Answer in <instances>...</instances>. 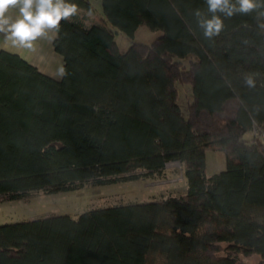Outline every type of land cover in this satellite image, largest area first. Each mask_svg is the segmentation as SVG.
<instances>
[{"label":"trees","instance_id":"1","mask_svg":"<svg viewBox=\"0 0 264 264\" xmlns=\"http://www.w3.org/2000/svg\"><path fill=\"white\" fill-rule=\"evenodd\" d=\"M79 12L53 40L54 79L0 50V200L67 191L184 166L187 190L0 224V264H264V31L256 13L224 18L208 40L194 11L205 0H69ZM151 43L121 51L108 27ZM187 62V63H186ZM253 75L256 86L244 83ZM177 82L190 83L184 116ZM225 169L206 175V150ZM137 171H140L138 173Z\"/></svg>","mask_w":264,"mask_h":264},{"label":"rangeland","instance_id":"2","mask_svg":"<svg viewBox=\"0 0 264 264\" xmlns=\"http://www.w3.org/2000/svg\"><path fill=\"white\" fill-rule=\"evenodd\" d=\"M96 8V16L103 15L101 0H92ZM88 22L96 20L93 14L89 15ZM108 27L113 31L115 40L121 51H125L132 41L151 43L162 34L161 29H151L141 24L132 37L117 30L110 23ZM187 63V62H186ZM178 103L184 116L188 112V101L192 99L190 83L177 82ZM253 131L245 133L246 138H252ZM226 167L224 151L220 149L206 150V175L217 173ZM140 173V171H137ZM187 183L184 176V166L177 161L167 162L161 173L149 176L140 175L136 179L118 180L113 183L97 184L87 181L73 189L48 193L43 189L33 190L17 199L0 200V224L33 219L50 214H68L77 217L81 212L116 204L142 202L160 198L166 195L185 193ZM247 264H257L259 255L243 256Z\"/></svg>","mask_w":264,"mask_h":264},{"label":"clouds","instance_id":"3","mask_svg":"<svg viewBox=\"0 0 264 264\" xmlns=\"http://www.w3.org/2000/svg\"><path fill=\"white\" fill-rule=\"evenodd\" d=\"M207 14L194 11L198 27L206 39L212 40L224 28V18L237 14L256 13L258 27L264 31V0H205ZM16 12L15 18L11 14ZM79 12L78 5L69 0H0V33L13 44L34 49L39 39H52L58 34L62 22L72 20ZM65 70L60 69V75ZM246 86H256L253 75L244 78Z\"/></svg>","mask_w":264,"mask_h":264},{"label":"crops","instance_id":"4","mask_svg":"<svg viewBox=\"0 0 264 264\" xmlns=\"http://www.w3.org/2000/svg\"><path fill=\"white\" fill-rule=\"evenodd\" d=\"M11 14L14 18L17 15L16 12H12ZM89 15L91 14L87 13V21L92 20L89 19ZM94 17L96 20H93L92 22L99 21L98 19L101 16L99 18L97 16ZM50 35H53L52 39H39L34 42V49H27L19 46L18 43L13 44L11 39H6L5 35L0 33V50L4 49L16 52L28 59L42 73L54 79H61L63 75H60V69L63 68V57L53 47V40L56 34Z\"/></svg>","mask_w":264,"mask_h":264},{"label":"built area","instance_id":"5","mask_svg":"<svg viewBox=\"0 0 264 264\" xmlns=\"http://www.w3.org/2000/svg\"><path fill=\"white\" fill-rule=\"evenodd\" d=\"M253 132L258 134L260 137L264 138V128H261V127H255L253 129Z\"/></svg>","mask_w":264,"mask_h":264}]
</instances>
